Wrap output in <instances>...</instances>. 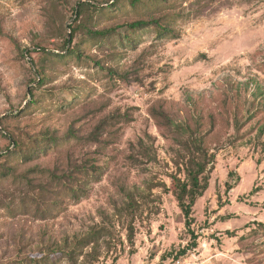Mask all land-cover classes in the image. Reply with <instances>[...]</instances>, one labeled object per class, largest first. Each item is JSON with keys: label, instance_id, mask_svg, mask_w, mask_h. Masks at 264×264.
Instances as JSON below:
<instances>
[{"label": "rangeland", "instance_id": "374dc122", "mask_svg": "<svg viewBox=\"0 0 264 264\" xmlns=\"http://www.w3.org/2000/svg\"><path fill=\"white\" fill-rule=\"evenodd\" d=\"M87 1L104 7L83 15L87 29L118 35L82 31V59L63 60ZM112 3L0 0V154L13 137L58 139L0 164V264L47 259L96 228L106 233L96 247L50 264H176L184 250L264 264V0ZM153 19L169 31L128 32ZM161 113L197 127L215 155L191 230L171 178H186L184 150ZM68 172L67 184L53 177Z\"/></svg>", "mask_w": 264, "mask_h": 264}, {"label": "trees", "instance_id": "16d2710c", "mask_svg": "<svg viewBox=\"0 0 264 264\" xmlns=\"http://www.w3.org/2000/svg\"><path fill=\"white\" fill-rule=\"evenodd\" d=\"M113 3L111 5L107 4V7L110 9L117 8L119 6L120 0H112ZM141 0H131V4L133 6H136L138 3H140ZM97 2V1H93ZM110 3V2H108ZM77 10L75 9L77 19L74 24L69 26V37H67L64 40V46L61 48L63 49L65 54L57 55V57L66 60L69 57L82 59V53L81 49L76 47V38L82 31L86 32V34L91 39H108L112 36L118 35L117 29H106L103 31H92L90 29H87V26L85 25L83 20V15L88 12L92 11H102L104 10V7L102 8L97 3H92L90 1L87 2H79L77 6ZM82 19V20H81ZM83 26V27H82ZM128 32H136V31H142L146 30L150 27L155 26L158 28L159 33L162 34V32L166 33L169 31V29L166 26L161 25L159 20L153 19L150 21H135L133 23H130L127 25ZM126 34V38L128 41H132V38L130 34ZM38 50L45 51L44 49H41L40 47ZM41 85L45 82V77H39ZM32 104L36 101L34 98L32 99ZM167 120H169L168 115L165 113H161ZM169 126L172 129V132L179 135L180 138L178 139V142L181 144L184 150V156L183 159H185L184 164V171L186 173V178L182 179L178 176V174L172 175V181L175 187L174 194L177 198L179 207L186 219V225L191 230L192 226L195 223V219L193 217V209L196 205V202L199 198L203 197L205 192L209 188V183L211 180V174L213 171V163L215 160V155L210 154L209 151L205 147V135L204 134H198L199 132L198 128L196 127L193 129L189 124L187 123H177L174 121L169 120ZM14 141L12 143V147L14 146L12 151H9L0 154V164L1 167L6 165H2V161L4 159H10L13 156H22L25 160H30L37 156L38 154L44 152L49 147L52 146V144H55L58 139L55 137H33L32 141H25V140H19L18 138L13 137ZM7 170V169H5ZM4 171V170H3ZM5 173V172H4ZM230 178L234 177V174L231 173ZM54 178H58L59 182L62 184H67L69 181L73 180L75 178L74 172H68L66 174H63L62 177H56L53 174ZM227 189L232 190L234 189V185H231L230 183H227ZM73 190V189H72ZM130 199L133 200V198L129 195ZM106 236L105 229L104 228H96L91 230L86 235L78 238L74 244H66L62 249L57 248L54 251H51V253L55 254H61L64 255V257L68 258L70 262H73L80 256L82 253L81 250H84L89 247H96L100 240H102L103 237ZM192 240L193 245L192 247H195L197 245V236L195 233L192 232ZM188 251V250H187ZM184 250L181 255L186 254L187 252ZM50 254L47 259L41 258V259H30L27 264H50V261L52 259V256L55 254Z\"/></svg>", "mask_w": 264, "mask_h": 264}, {"label": "built area", "instance_id": "2783aa9c", "mask_svg": "<svg viewBox=\"0 0 264 264\" xmlns=\"http://www.w3.org/2000/svg\"><path fill=\"white\" fill-rule=\"evenodd\" d=\"M178 260L176 264H214L212 262V259L202 261L201 258L197 257V254H192L189 256L186 252V254L177 256Z\"/></svg>", "mask_w": 264, "mask_h": 264}, {"label": "water", "instance_id": "95a60500", "mask_svg": "<svg viewBox=\"0 0 264 264\" xmlns=\"http://www.w3.org/2000/svg\"><path fill=\"white\" fill-rule=\"evenodd\" d=\"M78 8V7H77Z\"/></svg>", "mask_w": 264, "mask_h": 264}]
</instances>
